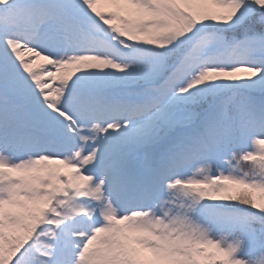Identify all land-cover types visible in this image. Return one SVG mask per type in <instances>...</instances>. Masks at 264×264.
<instances>
[{
  "label": "snow or ice",
  "instance_id": "snow-or-ice-1",
  "mask_svg": "<svg viewBox=\"0 0 264 264\" xmlns=\"http://www.w3.org/2000/svg\"><path fill=\"white\" fill-rule=\"evenodd\" d=\"M0 264H264V0H0Z\"/></svg>",
  "mask_w": 264,
  "mask_h": 264
}]
</instances>
